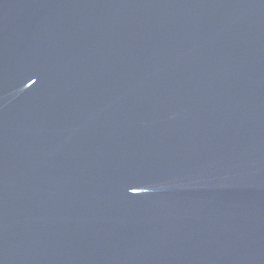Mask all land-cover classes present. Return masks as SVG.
Returning <instances> with one entry per match:
<instances>
[{"label": "water", "instance_id": "95a60500", "mask_svg": "<svg viewBox=\"0 0 264 264\" xmlns=\"http://www.w3.org/2000/svg\"><path fill=\"white\" fill-rule=\"evenodd\" d=\"M0 264H264V0H0Z\"/></svg>", "mask_w": 264, "mask_h": 264}]
</instances>
